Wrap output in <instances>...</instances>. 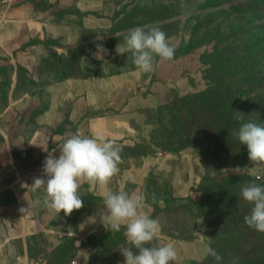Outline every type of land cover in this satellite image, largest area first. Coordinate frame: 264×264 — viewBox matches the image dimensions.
Returning a JSON list of instances; mask_svg holds the SVG:
<instances>
[{"label": "rangeland", "instance_id": "rangeland-1", "mask_svg": "<svg viewBox=\"0 0 264 264\" xmlns=\"http://www.w3.org/2000/svg\"><path fill=\"white\" fill-rule=\"evenodd\" d=\"M154 26L175 55L142 73L115 49ZM246 122L264 124V0H0V235L20 234L33 264H124V229L102 225L106 191L145 197L173 264H217L206 244L219 264H261L241 189L264 176L233 135ZM72 135L114 141L121 162L57 217L31 185Z\"/></svg>", "mask_w": 264, "mask_h": 264}, {"label": "clouds", "instance_id": "clouds-1", "mask_svg": "<svg viewBox=\"0 0 264 264\" xmlns=\"http://www.w3.org/2000/svg\"><path fill=\"white\" fill-rule=\"evenodd\" d=\"M98 53H107L102 45H97ZM116 53H130L133 64L142 73L154 71L156 57L162 61L174 58L175 46L170 44L166 33L158 26L145 30L143 27L129 29L124 43L117 44ZM97 58L102 59L101 55ZM243 120V114L237 113ZM242 145L247 146L249 160L257 166L256 176H264V124L242 123L233 133ZM122 148L103 136L90 137L72 135L59 147L58 157L48 155L42 166V175L34 177L33 192L43 190V206L56 213L70 216L74 210L84 206L79 195L80 182L97 183L107 186L111 178L119 172ZM242 198L252 205L244 222L254 230L264 233V184L252 180L242 186ZM153 199H155L153 195ZM145 197L135 192L106 191L103 197L107 213L102 216V225L109 232H120L126 238V245L120 248L124 264H173L177 252L173 244L154 243L161 231L158 219L151 218L142 211ZM22 209L21 211H23ZM135 250V251H134ZM206 256H211L217 264L222 260L210 244L204 247Z\"/></svg>", "mask_w": 264, "mask_h": 264}, {"label": "crops", "instance_id": "crops-1", "mask_svg": "<svg viewBox=\"0 0 264 264\" xmlns=\"http://www.w3.org/2000/svg\"><path fill=\"white\" fill-rule=\"evenodd\" d=\"M17 236L21 238L20 234L8 233L7 229L4 235H0V264H33L25 252L19 253L16 249L14 241Z\"/></svg>", "mask_w": 264, "mask_h": 264}, {"label": "trees", "instance_id": "trees-1", "mask_svg": "<svg viewBox=\"0 0 264 264\" xmlns=\"http://www.w3.org/2000/svg\"><path fill=\"white\" fill-rule=\"evenodd\" d=\"M49 149L51 150V147ZM261 264H264V259H261Z\"/></svg>", "mask_w": 264, "mask_h": 264}]
</instances>
